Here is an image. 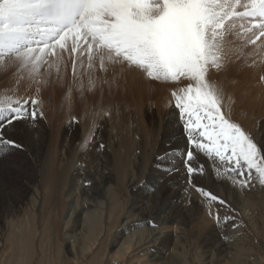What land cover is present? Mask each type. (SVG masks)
Returning <instances> with one entry per match:
<instances>
[{
	"label": "snow or ice",
	"instance_id": "obj_1",
	"mask_svg": "<svg viewBox=\"0 0 264 264\" xmlns=\"http://www.w3.org/2000/svg\"><path fill=\"white\" fill-rule=\"evenodd\" d=\"M258 64L264 67V0H0V80L11 81L0 88V164L38 140L45 89L76 93L87 123L77 143L103 150L99 137L116 108L105 94L139 70L173 86L168 139L161 135L164 147L146 162L158 176L132 193L142 211H156L145 223L163 235L170 213L198 205L228 244V226L244 225L214 187L264 188V122L254 132L236 118V101L216 77ZM73 125L80 120L71 117Z\"/></svg>",
	"mask_w": 264,
	"mask_h": 264
},
{
	"label": "bare ground",
	"instance_id": "obj_2",
	"mask_svg": "<svg viewBox=\"0 0 264 264\" xmlns=\"http://www.w3.org/2000/svg\"><path fill=\"white\" fill-rule=\"evenodd\" d=\"M243 71L240 68V65H234L227 72L220 73L216 79H218L226 94L233 97L236 101L234 107V116L240 119L242 122L244 120L245 123L243 122V124L248 126V128L253 129L252 127L254 126L252 125H254L253 120L255 114L253 115L252 113H256V111H264V86H261L259 83V76L264 75V67H249L246 69V71ZM132 72L136 75L135 78L137 80L135 81V84H137V87H139V91L136 97H132V101H130V98H126L121 102H116L119 106H121V115L117 119V123L113 129V132H110L111 134L108 133L110 134L109 139L107 140L108 142H106L103 137L105 134V127L108 122L105 123L103 132L99 137V139L102 140L106 145L103 150H98L93 146L85 152L81 145L77 143V140L81 135L80 129L86 130L87 123L83 119V105H81V101L74 94V92L72 93L71 98H68L66 93H63L60 88H57L54 91L51 89H45L43 91L42 107L46 118L40 122L38 140L35 142L25 141L27 149L25 152L15 153L10 158V162L0 164V253L2 255L6 254L5 251L7 249V240L15 237V235L12 234L10 227H8L9 221L15 219L18 216L19 209H21L24 205H27L25 202L27 196L29 194L30 196L33 194L35 195V199H33L27 206L33 207V204H36L34 206V208H36L38 205L40 208L41 217L38 220H34L35 216L32 217L33 223L31 224H33L34 229L28 230L30 229L28 228L26 229V232L23 231L24 233L20 234L22 239L25 237L34 239L38 238L46 244L48 240L58 238L56 229L54 228V231L50 229L51 227L48 228L47 226L50 223V217L52 215H54L55 218L57 217L58 212L61 211V205L63 204V201L66 200L68 201L69 206L67 216H64V222L66 226L65 229L67 231L70 230L69 233H65L66 244L70 245L71 253L75 256L77 251L72 246V244L75 243V240L82 241L84 238L82 235L83 233L77 234L79 228H82L81 232L86 231L87 233V228L94 224V221H92L93 218H91V215L94 213L91 212V210L90 212L85 213L87 208L94 207L95 209V207L105 205V202L101 203L98 201V199H104L103 197L105 195L106 198H108L107 195L108 191L110 190V185H112L116 179L123 188L122 191L125 194L127 193V195L131 196V209L126 213L125 217L123 218L124 222L121 224L119 230L115 233L111 242L113 249H117L112 251V255L109 256L108 264H116L119 259L125 261L127 256H129L131 253V250L134 248L142 249L140 253L142 254V252H144L143 256H147L146 260L151 264H172V262L168 263L164 258V252H166L171 246L172 240L177 237L175 236L173 238L171 235L169 236V230L171 227L168 224H178L180 219H177L179 220L177 221L176 218H178V216L181 214L170 213L166 217L167 224L163 229V235H158L156 229L147 226L145 223L149 218L156 217V211H142L139 198L134 197L132 193L136 190L135 186L144 179H147L150 183L153 180L155 182L156 179L153 177L154 175L152 173L148 174V168L146 167V157H144V160H140V162L136 163L135 161L132 163L131 158H135V153H133V151L134 149H137L136 146H138V150L143 149L145 155V147L147 145L141 136V133L139 132L141 129L139 131L135 130L132 123H130L129 120H125L123 116L132 108H140L143 105L145 107V104H147L151 110L152 108H155L156 111H159L157 114L159 113V115H161V113H166L169 116L170 109L166 107V105L170 100V90L173 86L149 80L145 74L139 70ZM131 79L132 77H128L127 79L129 88ZM7 86H11V81H6L5 85L0 83V88ZM21 90L23 91V88ZM155 90H158V95H156L154 99H150ZM131 91L132 90H130V92ZM64 97L65 100L63 99ZM261 113H258L259 116L257 115L255 117H261ZM116 116L117 115L115 114V117ZM166 116H164V121ZM71 117H76L80 120L79 128L76 125L66 128L65 137L63 136L64 139L59 141L61 130L64 125L68 124V121ZM138 120L139 119H137V121ZM159 123L162 122L160 121ZM147 127L149 128V126ZM164 129L166 130L167 128ZM146 133L148 134V132ZM166 139H168V135L166 136ZM155 140L154 143H156ZM116 142H118V144H116ZM107 147L109 148L108 150L110 151L111 158L108 160L106 157H104V160L103 154ZM149 157L147 155V159H149ZM85 162L90 163V167H88L90 169L87 168V165L82 164ZM134 169H138V174H135L136 171L134 172ZM88 180L92 181L91 186H85V182ZM201 183L211 184L212 181H201ZM220 187L225 188L226 185H216L214 187V191L220 193ZM254 188L255 186L249 191L252 193V197L255 198L256 193L254 194V192L256 191ZM199 212H201V209H199L197 214L194 215H198ZM82 213L89 217L84 216L82 218L84 223L81 225L80 217ZM201 218H205L207 220H201V223L206 224L205 226L201 227L202 230H210L214 236H217L216 229L212 227V223H210L211 221L207 219L204 213L201 215ZM36 222L38 223L39 227L36 226ZM138 223L141 226H135ZM28 224L29 222L27 221V225ZM228 230L229 228H227V231ZM216 239L217 238L214 240L217 241ZM220 244H222V242ZM204 245L208 248L210 245L212 247L215 246L216 243L215 245L211 242L207 244L206 241ZM218 246L219 247L217 249H219V252L224 255L227 248L224 247L222 250V245ZM25 250L26 249L24 246L20 251L21 260L24 256L26 257V254L24 253L26 252ZM9 251H11V248ZM227 252L228 251H226L225 256H222L223 259L217 261L218 264L221 263L224 258H227L228 255H230L227 254ZM172 255L174 254L172 253ZM167 256H169V254ZM174 259L175 258H172L173 261ZM7 264H9V261ZM206 264H211V261H208Z\"/></svg>",
	"mask_w": 264,
	"mask_h": 264
},
{
	"label": "rangeland",
	"instance_id": "obj_3",
	"mask_svg": "<svg viewBox=\"0 0 264 264\" xmlns=\"http://www.w3.org/2000/svg\"><path fill=\"white\" fill-rule=\"evenodd\" d=\"M257 66L261 67L259 64ZM244 67L245 66L240 65V68L242 69V71L243 70L246 71V69L249 68V67H245V68ZM135 76L136 75L132 71H128L124 73L119 78L118 91L114 87L113 94L110 97L107 95V93L105 94L104 102L106 104L113 102L112 104L117 106L115 108L116 110L114 109L113 117L107 121L108 124L105 127V134L103 137L106 140V142H108L107 140L109 139L110 134L113 132V129L117 123V119L121 115V106H119L116 102L117 101L121 102L125 100L126 98H130L131 99L130 101H132V97L137 96L139 87H137V84H135V81L137 80ZM128 77H132L131 82H130V88L128 87V84H127ZM68 79L69 80L71 79L70 75ZM0 83H2V85H5L6 81L0 80ZM61 90L63 93H66L64 89H61ZM130 90L132 91L130 92ZM74 94L76 95L75 92ZM156 95H158V90H155V92L151 95L150 99H154ZM63 99L65 100V97ZM140 108L134 107L123 116L125 120H129V122L132 123L135 130L139 131L141 129L139 132L141 133V136L143 137L147 145L145 147L146 156L144 155V150L143 149L138 150V146H136L137 149H134L133 151V153H135V158H131L132 163H134L135 161L136 163L140 162V160H144V157H146L147 161L151 159L152 155L155 152H157L158 150L164 147V143L161 140V135L164 134L163 138L164 140H167L166 136L168 135V132L170 131V129H168L169 126L166 125L167 124L166 118L168 117L166 113L165 114L161 113V115H159V113L157 114V112L159 111H156L155 108H152L151 110L147 104H145V107L143 105ZM144 111L146 112V114ZM257 112L258 111H256V113ZM256 113L255 112L252 113L253 115L255 114L254 115L255 121L252 119L253 124H254L252 126L254 127H252L253 129H251L254 132L257 129L255 127H258L261 124V122H264V119H263L264 111L258 112L259 114L260 113L262 114V116L258 118L255 117L258 115V113L257 114ZM115 114L117 115L116 117H115ZM164 116H166L165 121H164ZM159 117L161 120L159 119ZM137 119H139L138 120L139 122L137 121ZM155 119H156V122H155ZM158 121L159 122L161 121L162 123H159ZM147 126H149V128ZM246 127L248 128V126ZM66 128H68V124L63 126L61 130V134L59 136V141H62L64 139ZM164 128H167L168 130L166 129L167 130L166 131ZM146 132H148L149 135ZM154 140L156 143H154ZM116 144H118V142H116ZM108 149H109L108 147L105 149L104 154H103L104 155L103 159L104 157H106V159L108 160L111 158L110 151ZM147 155L148 157L150 156L149 159H147ZM82 164L87 165V168L90 167V163L85 162ZM133 171L134 172L136 171L135 174H138L137 173L138 169H134ZM151 173L154 175L153 177L156 179L158 174L154 171ZM148 174H149V171H148ZM152 182H154V180ZM254 189L256 191L254 192V194L256 193L255 198L252 197L251 195L252 193H250V191L237 193L234 189L228 187L227 185L225 188L220 187V190H219L220 193L218 194L226 197L229 201L232 202L233 206L237 209V213L239 216V217L237 216V219L244 225L236 229H233L231 225L228 226L229 230L226 232V234L233 237V240L229 242V244L224 245L225 243L223 242L222 244H220L221 240L219 239L218 236H214V234L211 233L210 230L209 231L202 230L201 227L205 226L206 224L201 223V220L202 219L206 220V219L201 218V215H203L202 210L201 212H199L198 215H194V214H197L198 210L200 209L198 205H195L193 207V210L190 213H180L181 215L178 216V218H176V220L180 219V221L177 220L179 221L178 224L175 223L174 224L175 226L172 224H168L171 227L169 230L170 231L169 236L171 235V237L173 238L176 236L177 238H174L172 240L171 246L168 248L166 252H164L165 257L164 256L163 257L167 260L168 263L172 262V264L173 263L174 264H206L208 261H211V264H218L217 261L220 259H223L222 256H225L226 251H228L227 254H230V255L228 256L226 255L227 258H224V260L219 264H264V188L259 187L257 184L255 185ZM122 190L123 188L120 186L118 181L115 179L112 185H110V190L108 191V195H107L108 198H106V195H105L103 197L104 199L102 198L98 199V201H100L101 203L105 202L106 204L99 206V207H95V209L97 208L96 210L94 209V207L87 208L85 213L90 212L91 210V212L94 213L91 215V218L95 220L92 219V221H94V224L91 227L93 228L91 227L87 228L88 230L87 233L89 234H87L86 231L81 232L82 228L81 227L79 228L77 234L83 233L82 235L84 238L82 241L75 240V243L72 244V246L77 251V254L75 256L72 255L71 253L70 245L66 244L65 233L67 234L70 232V230L67 231L65 229L66 226L64 222V216L65 217L67 216L68 206H69V203L66 200L63 201V204L61 205V211L58 212L57 217L55 218L54 215L50 217V220H49L50 223L47 226L48 228L51 227L50 228L51 230L55 231L56 229L58 238L48 240L46 244L38 238L34 239V238L25 237L24 239H22L20 234H23L24 233L23 231L26 232L27 231L26 229L28 228H30L28 230L34 229L33 224H31L33 223L32 217L35 216L34 220L35 219L38 220L41 217L40 208L38 205L36 206V208H34L36 204H33V207L27 206L33 199H35V195L32 194L33 196L32 195L30 196L29 194L25 201L27 205H24L21 209H19L18 216L15 219L9 221L8 223V227H10V229L12 230V234H14L15 237H12L11 239L7 240L8 243L6 247L7 249L5 251L6 254L2 255L0 253V263L7 264V262L9 261V264H16V263L17 264H108L109 256L112 255L111 254L112 251L117 249V248L113 249V246H111V242L114 238L115 233L119 230V228L121 227V224L124 222L123 218L125 217L126 213L128 212V210L131 209L130 208V205H131L130 197L131 196L127 195V193L125 194ZM178 193L179 192L176 191L173 194L177 196ZM84 216L86 217L87 215L86 214L84 215V213H82L80 217L81 225L84 223L82 219ZM93 216L96 218H94ZM27 221L29 222L28 225H27ZM36 226L39 227L38 223ZM212 227L216 229V227L213 224H212ZM215 238H217L216 239L217 241L214 240ZM206 241H207V244L211 242V243H214V245L216 243V245L213 247L210 245V247L207 248L204 245ZM218 245L220 246L222 245L221 246L222 250L224 249V247L227 248L225 253L223 252L224 255L219 252L220 251L219 249H217L219 247ZM24 246L26 249L25 250L26 252H24L26 254V257L24 256L23 259L21 260L20 251L22 247ZM10 248H11V251H9ZM214 248H215L214 250L215 252L213 251ZM141 250L142 249H139V248L132 249L131 253L129 254V256H127L125 261L119 259L116 262V264H151L147 262L146 260L147 256H143L144 252H142V254L140 253ZM172 251H175V252H172ZM172 253L174 255H172ZM168 254L169 256H167ZM206 257H209V258H206ZM172 258H175L174 261L172 260Z\"/></svg>",
	"mask_w": 264,
	"mask_h": 264
}]
</instances>
